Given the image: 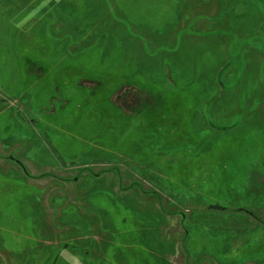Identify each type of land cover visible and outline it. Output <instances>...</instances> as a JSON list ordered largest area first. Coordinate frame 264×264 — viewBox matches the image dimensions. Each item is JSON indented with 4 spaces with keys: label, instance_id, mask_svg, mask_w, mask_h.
<instances>
[{
    "label": "rangeland",
    "instance_id": "374dc122",
    "mask_svg": "<svg viewBox=\"0 0 264 264\" xmlns=\"http://www.w3.org/2000/svg\"><path fill=\"white\" fill-rule=\"evenodd\" d=\"M0 264H264V0H0Z\"/></svg>",
    "mask_w": 264,
    "mask_h": 264
}]
</instances>
